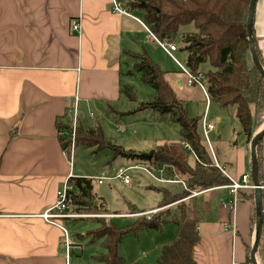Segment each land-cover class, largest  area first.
I'll return each mask as SVG.
<instances>
[{"label": "crops", "instance_id": "0c3cea01", "mask_svg": "<svg viewBox=\"0 0 264 264\" xmlns=\"http://www.w3.org/2000/svg\"><path fill=\"white\" fill-rule=\"evenodd\" d=\"M112 1L0 0V264H66L62 232L41 216L53 207L57 191L69 176H84H74L57 136L56 121L67 108L77 103L79 122L83 126H86L82 113L85 109L107 108L116 115L127 113L129 116L123 120L128 126L131 121L132 125L140 121L134 117L138 112L131 113L137 103L129 107L121 105V98H125L123 89L131 88L124 78L133 76L127 74L133 61L126 52L145 51L152 58V52L148 51L157 45L133 13L128 12L130 16L112 13ZM115 1L125 9L127 0ZM73 19L79 21L78 33L70 30ZM252 32L255 50L264 68V0L255 2ZM156 62L166 78L168 70H164L160 61ZM174 81L179 89L185 86L184 80L177 76ZM213 115L218 123L222 121L220 111L214 109ZM210 120L214 123L211 116ZM118 130L124 132L125 128L118 127ZM136 131L133 129L132 133L137 135ZM109 139L127 147L119 136ZM216 139L221 140L219 133ZM214 142L215 159L232 179L250 176V160L232 166L225 152L214 147ZM163 143L177 156H192L193 162L189 159L188 162L194 164V156L183 147L177 153L170 144ZM242 145L249 151L250 143L245 137ZM262 175L264 179V138ZM167 185L176 184L161 186ZM218 191L222 194L217 195ZM197 193L185 199L196 202L199 210L196 263L248 264L246 247L252 242L250 193L242 192L231 214L222 208L231 199L226 190L213 188ZM216 198L220 208L211 205ZM90 201L97 213L102 212L95 206L93 195ZM174 205L167 208L172 209ZM156 207L137 212L149 216L158 211ZM262 208L264 226L263 195ZM103 213L108 219L118 215ZM128 215L131 216L129 213L123 216ZM69 264H72L71 254Z\"/></svg>", "mask_w": 264, "mask_h": 264}, {"label": "trees", "instance_id": "16d2710c", "mask_svg": "<svg viewBox=\"0 0 264 264\" xmlns=\"http://www.w3.org/2000/svg\"><path fill=\"white\" fill-rule=\"evenodd\" d=\"M249 4L250 0H127L124 4L126 11L141 13V22L163 43H174L182 26L194 25V32L182 33L179 39L180 50L186 53L185 67L193 74H203L210 103L221 109L234 107L239 132L245 136L248 143L264 124V81L252 65L246 33ZM253 43L255 44L254 38ZM256 53L263 66L258 51ZM126 54L133 61V67L127 74H138L140 81L154 90L152 98L137 102L131 88L123 89L128 101L137 102V107L131 113L153 111L165 117L168 122L178 125L179 142L190 147L195 162L190 165L187 156L173 154L166 143L155 146L151 157L124 150L113 140L106 139L99 126H83L79 122L76 148L95 147L96 151L109 149L114 158L140 159L159 166L170 165L187 188L174 193L165 187H151L161 194L156 207L158 211L146 216L132 209L129 214L134 215L133 222L126 227L117 228L109 219L95 217L99 227L84 236L89 238L90 242L101 241L105 253L91 259L100 264H123L117 247L124 235L132 233L138 236L143 230L162 231L167 224L174 223L177 227L176 234L169 243L160 247L156 264H197L194 250L200 242L197 232L200 222L199 210L196 202L185 199L192 191L204 192L227 186L230 181L214 167L212 157L203 144L199 128L201 115L193 118L188 116L186 106L177 100L165 78V72L145 51ZM204 63L209 65L205 72L200 70ZM68 123L66 112L56 121L57 131L67 130ZM58 139L61 149L65 148L64 140L59 136ZM257 162L259 182L264 186L262 140L257 146ZM68 183L72 186V190L68 191L72 211L84 215H99L100 212L97 213L93 205L88 206L86 203V199L92 196V179L71 177ZM242 192L250 193L248 198L252 201V213L249 233L253 236L255 193L254 189L239 191V197ZM262 195L264 196V189ZM172 204H175L174 208H167ZM249 252L250 245L246 247L248 264ZM256 257L258 264H264V226Z\"/></svg>", "mask_w": 264, "mask_h": 264}, {"label": "rangeland", "instance_id": "374dc122", "mask_svg": "<svg viewBox=\"0 0 264 264\" xmlns=\"http://www.w3.org/2000/svg\"><path fill=\"white\" fill-rule=\"evenodd\" d=\"M133 14L142 21L141 13L135 12ZM194 31L193 24L182 26L179 29V35H177L173 43L176 46L177 51L172 55L183 67H185L186 53L180 50V35L182 33ZM139 35L144 36V34ZM148 52L149 54L152 52V58L154 61L152 58L151 60L154 63L160 61L164 70H168L166 79L171 85L177 100L181 101L182 104L186 106L188 116L193 118L197 115H201L205 104L203 96L197 90L198 88L185 85L183 88L179 89L174 81L175 76L183 80L184 76L181 74L178 65L168 58L169 56L167 57V54L157 46H154L152 51L150 50ZM208 69L209 65L207 63L200 66L201 71L205 72ZM124 80L130 82L128 86L131 87L137 102L147 101L154 96V90L145 86L140 81L138 74L125 77ZM121 99V105L124 107H129V105L137 103L130 102L124 97ZM214 109L220 111L222 118L220 123L215 120L213 115ZM82 113L86 125L99 126L102 135L106 139H109L110 136H113V138L119 136V138L123 140V144L127 146L123 148L124 150H132L137 154L143 155L154 151L156 145L167 142L170 144L172 151L177 153L182 152V146L179 144V126L166 122V118L161 117L156 112L148 110L139 111L138 114L134 116L140 120L138 121V125H132L131 121L129 126L123 120L125 117L129 116L127 113L116 115L111 113L107 108L102 110L85 109ZM91 115L92 119H90ZM209 116L212 117L216 124V130L211 134V141H215L214 147L225 152L226 159L229 163H232V166H240L245 159L250 160V149L249 151H246L242 145V139L245 136L239 132V125L235 117L234 107L221 109L216 104L211 103V112L209 111ZM142 119L145 121H141ZM118 127L125 128L124 132L118 130ZM133 129L137 130V135L132 133ZM116 130H118L119 133H115ZM217 133L221 135L220 141H217L216 139ZM116 144L119 145L118 143ZM112 153L113 152L109 149L96 151L95 147L90 149L78 147L74 152L72 168L74 169V176L84 175L78 177L92 179L91 194L95 197L94 204L102 211L99 215H95V217L106 218L107 216L103 212L118 214L110 216L109 220L117 228H122L132 224L134 215L123 216L130 213L132 208L136 211H141L156 207L161 195L152 188L163 186L157 184L141 169H132L129 172L130 183L127 185H125L121 179L113 178L117 169L128 168L134 164L141 166L143 161L140 159L131 160L123 157L114 158ZM188 159L190 163L193 162L192 156H189ZM100 171H104L107 177L111 178L110 180L105 181L102 185H98L96 181L93 180L95 174ZM179 179L182 180L181 178ZM165 187L174 193L181 191V186L178 184L171 186L167 185ZM216 194L220 195L222 193L221 191H218ZM220 204L221 203L216 198L211 205L214 208H220ZM95 217L94 219L67 220L64 224L67 232L73 240L72 243L74 244L70 251L72 264H100L92 260L91 257L100 256L105 253L101 241L90 242V240L83 237L87 232L99 227V223L95 220ZM176 231V225L174 223H169L162 231L143 230L138 236H135L132 233L124 235L117 247L118 255L122 257L123 264H156L160 253V247L169 243L174 238Z\"/></svg>", "mask_w": 264, "mask_h": 264}, {"label": "built area", "instance_id": "2783aa9c", "mask_svg": "<svg viewBox=\"0 0 264 264\" xmlns=\"http://www.w3.org/2000/svg\"><path fill=\"white\" fill-rule=\"evenodd\" d=\"M111 11L112 13H115V14L130 16L128 11L123 9L120 6V4L115 0L112 1ZM138 22L146 29L149 37L153 39L156 45L159 48H161L170 57V59L178 65L181 71V74L184 76V84L188 87H196L202 93L205 107L201 114V119H200V133H201L203 144L207 148L210 156L212 157L214 167H216L230 181L229 185L218 187L215 189L222 188L228 192V195L231 197V199H229L227 202H224L222 204V208L226 210L227 212H229V214H231L234 211V208L239 201V196H238L239 191L252 190L255 187L249 175H243L238 180L232 179L228 175V173L225 171L224 167L219 165L215 159L214 151L212 147V141H211V133L215 130V124L210 120V116H209V109H210L211 103H210L209 96L205 89L204 76L201 73L193 74L186 67H183L182 65H180L172 55L174 52L177 51L176 46L173 43H163V42L158 41L149 32V30L145 27V25L141 21L138 20ZM69 27H70L71 32L78 33L80 31L79 21L75 19L70 21ZM66 112H67V116L69 120L68 129L62 130L59 132L57 131V135L60 138H62L64 142L66 143L65 148L62 149V152L68 158L70 164L72 165L73 156H74V152L76 149V133H77L78 125H79V114H78V109H77V103H75L74 106L67 108ZM90 119H92V115L90 116ZM181 145L186 151L190 152L193 155L188 145L186 144H181ZM132 169L143 170L154 181H156L157 183L161 185L179 184L180 186H182L183 189H186L184 182L179 179V177L176 175L174 171V168H172L169 165L159 166V165H154V164L152 165L142 164L141 166L134 165L128 168H119L117 169L113 178L121 179L123 183L127 185L130 183L129 172ZM70 178L71 176L67 178L64 185L57 191L56 201L53 207L49 209L48 211H46L41 216L44 221L59 228L60 231L62 232L61 246L63 247L64 252H65L66 264H69L70 249L72 247V243H71V236L65 228V225H64L65 222L67 220L87 219V218L95 217V215L78 214L77 212L72 211L71 206L69 204V197H68V191L72 190V186L68 183ZM110 179L111 178L107 177L104 171H100L93 178V180L96 181L98 185H102L105 181H108ZM261 187L262 189H264V186H261ZM197 194H198L197 192L193 191L190 193L189 197H194ZM225 228L228 229L229 225L226 224Z\"/></svg>", "mask_w": 264, "mask_h": 264}, {"label": "water", "instance_id": "95a60500", "mask_svg": "<svg viewBox=\"0 0 264 264\" xmlns=\"http://www.w3.org/2000/svg\"><path fill=\"white\" fill-rule=\"evenodd\" d=\"M255 2L256 0H250V4L248 7V16H247V21H246V33H247L249 54H250L252 65L258 71L259 75L264 81V68L259 61V58L255 50V46L253 43L252 27H253V15H254ZM263 138H264V124L250 141V165H251L250 176L252 179V183L255 187L254 188L255 225H254L252 242H251L250 252H249L250 264H258L256 255H257V248H258V244L260 241L262 224H263L262 187H261V184L258 178V162H257V146ZM153 154H154V151H151L150 153L143 154V155L147 157H151ZM86 203L88 206H91L89 197L86 199Z\"/></svg>", "mask_w": 264, "mask_h": 264}]
</instances>
